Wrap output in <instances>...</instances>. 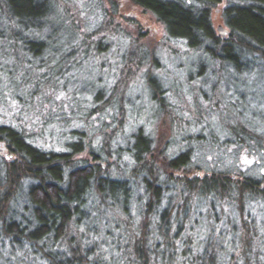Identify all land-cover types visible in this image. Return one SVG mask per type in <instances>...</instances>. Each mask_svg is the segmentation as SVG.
<instances>
[{
    "label": "trees",
    "instance_id": "16d2710c",
    "mask_svg": "<svg viewBox=\"0 0 264 264\" xmlns=\"http://www.w3.org/2000/svg\"><path fill=\"white\" fill-rule=\"evenodd\" d=\"M222 2L225 7L221 8ZM119 3L127 11L140 10L151 17L162 26L168 40L188 44L192 51L204 50L210 66L221 69L230 65L237 75L253 67L257 60L264 67V0H0V40L10 41L6 55L15 63L21 62L13 70L0 65V77L6 78L0 80V143L12 156H0V264H221L222 259L226 264H264V222L257 225L245 204L252 197L264 201V190L260 191L264 173L257 178L242 172L204 171L191 164L190 149L169 156L166 135L145 134L142 127L136 129L124 151V165L117 164L113 169L109 162L104 166L100 161L113 156L110 148L115 146L111 140H101L97 148L85 150L79 136L54 150L40 143L45 139L44 129L34 137L25 128V122L34 116L31 112L35 101L63 94L66 102L75 100L74 117L69 116L64 123L52 118L43 120L45 128L53 122L63 125V129L73 122L77 123L75 127L84 128L90 115L104 114L116 106L118 129L109 133V139L113 134L118 137L125 120L126 94L144 67L146 55V48L132 39L128 30H138L139 23H147L122 16ZM216 9L223 13L221 26L228 31L223 40L216 38L211 21ZM79 16L91 22V31L84 33L77 28L82 33L79 34L73 28ZM145 34L140 32L137 39ZM207 41L211 44L206 45ZM103 53L113 54L115 83L106 90L98 89L93 97L95 106L91 100L89 110L82 111L87 106L80 105L88 101L72 97L68 86L83 64L91 65ZM158 61L154 59V67H164ZM217 71L212 70L218 75ZM171 72L167 70L166 74ZM28 75L34 76L31 87L24 80ZM170 78L173 81L167 83ZM170 78H165V89L151 78L148 82L156 90L152 100H167L166 106L161 102V107L166 108L172 122L177 119L179 123L183 121L180 115L185 113L180 111L179 118L174 108L179 98L186 97L184 90L188 91V86L183 90L175 77ZM224 81L230 83V77ZM1 82L14 95L20 89L26 92L19 96V107L11 116L1 99ZM244 114L239 112L228 122L222 120L220 135L227 137L222 144L215 138L219 136H213L207 119L195 117L198 122H207L205 132L211 135L208 144L215 149L227 146L248 150L264 161V129L255 127L249 115ZM181 135L184 140L192 138ZM194 138L205 139L201 133ZM124 168H128L127 173ZM177 174L180 176L175 177ZM136 180H141L148 198L141 212L145 221L141 227L140 222L136 225L127 219L126 206L116 210L130 198ZM163 200L166 207L160 219H155L157 230L152 232L150 219ZM208 202V215L213 213L214 223L207 224L206 229L200 226L204 240L196 241L198 223H192V217L198 213L200 203ZM217 207L229 220L225 221V229ZM105 213L113 214L117 220L111 230L104 232L103 241L96 223L107 218ZM84 221L89 223L83 226ZM185 232L194 235L190 234L187 242L176 241V235Z\"/></svg>",
    "mask_w": 264,
    "mask_h": 264
},
{
    "label": "rangeland",
    "instance_id": "374dc122",
    "mask_svg": "<svg viewBox=\"0 0 264 264\" xmlns=\"http://www.w3.org/2000/svg\"><path fill=\"white\" fill-rule=\"evenodd\" d=\"M222 4L221 8L225 7V3L222 2ZM122 6L123 5H120L119 8L121 9ZM221 8L219 7V9ZM121 11L122 13L120 12V14H122V16L125 15L128 19L133 17L135 19L138 18L139 21L147 22L146 25H143L148 27L147 29L145 27H140L138 30H128L131 38L140 42V45L146 48V55H144V63H142L144 67L133 82L128 91V95L126 94V111L125 116L122 118V120H125L123 126L120 128V131H118V137L116 134H113L109 139V133L115 128L118 129L117 120L119 115L116 106H113L111 110L106 109L107 112L104 114L90 115L88 117L89 122H87V125H85L84 128H80V126L75 127V125H77L75 122H73L74 125L71 123V125L65 129L62 128L63 125H55L54 122L50 124L48 128H45L46 125L42 124L43 120L45 121L52 118L54 120H62L64 123V120L69 116L71 118L74 117L75 100L72 98V102H66L63 94H58L52 99L49 98L46 100L42 98L40 101H35V108L33 112H31L34 116L30 118L31 115H28V118L30 119L24 124L29 134H32L35 137L36 135L42 133L44 129V132H46V134H44L45 139L40 140V143L42 146L54 150H56L60 145L63 146L64 144L76 141L79 136L82 139L85 150H89L90 146L97 148L101 144V140H111L110 143L115 146V148H110L113 156L106 160L101 159L100 161L103 162L104 166L106 162H109L112 165L111 168L115 169L117 164L124 165L123 160L126 156L124 151L129 145V142H131V137L135 133L136 129L138 127H142L145 134L152 135L162 132L163 135H166V139L168 141L166 151L169 156L173 157L180 151L190 149L191 164L193 166L198 165L204 171H226L229 173L242 172L246 175H252L257 178L260 174L264 173V161L259 160L257 153L252 154V152L249 153L248 150L244 151L243 149L238 151L236 148L227 146H223L225 148L215 149L213 146L208 144L210 143L211 135L205 132L208 131V124L205 120H203L206 118L209 122L211 129L214 131L213 136H219L215 137L218 144L219 142L221 144L226 142L227 138L224 134L223 136L220 135L223 127L221 126L222 120L224 122H228L231 119L233 120L234 116L238 115L239 112H243V114L245 113V117L249 115V119H251L252 124L255 127L258 126L264 129V67L260 65L262 62L257 60L253 67L251 66L246 68L243 64L242 68H245L247 71L238 75L230 65H223L225 67L221 69L217 65L210 66V62L206 61L207 57L203 56L205 55L204 50L198 48L192 51L193 49L191 50L188 44L183 45L180 43L181 41L168 40L162 26L152 20L151 17L142 14L140 10L127 11L124 6V9L122 8ZM126 15H129V17ZM222 15L223 13L218 9L211 14L214 32L215 35H217L216 38L219 40L224 39H221L222 37L217 32L216 28V25H222ZM82 16L78 17L81 20L78 19V22L75 21L73 28H80L81 32L84 33L91 31L94 26L90 21V23L83 21ZM121 28H126V25H121ZM78 32L79 34H82L79 30ZM140 32L146 33L144 37L145 39H137ZM75 37V34H72V38L75 39ZM52 41L55 44V41ZM9 42L10 41L8 40H0V65L7 66L8 69L13 70L16 68L15 65H19L21 62L14 54L12 57L15 60H19L17 63L11 61L8 54L6 55ZM56 42L58 43L59 40H56ZM205 44L209 45L211 42L207 41ZM187 47L189 49H187ZM5 56H7V58H4ZM98 57L99 58H97L96 62L92 61L91 63L94 67L83 64L80 67L79 72L72 77L73 82L76 84H74L71 79L68 86L69 90L71 89L72 91V97H78V100L83 103L88 101L86 104L80 105L81 107L87 106L82 109V111L89 110L91 105L95 106L93 97L97 93L98 89L102 88L103 90H106L108 88L107 86L114 84L116 80V76L114 74L116 70H114L115 60L113 58V54L103 53ZM153 58H156L157 61L159 60L158 62L161 63L160 65H163L164 67L161 68L159 65L158 67H154ZM206 63L207 65H204ZM99 64L103 66H98ZM109 64H111V66H108ZM95 66H98L99 68H95ZM176 66L180 67L177 68ZM201 66L203 67L202 70L200 69ZM8 69L4 70L8 71ZM155 69L157 70L155 71ZM167 70H171L174 74L172 72L166 74ZM200 70L201 74H199ZM212 70L213 72L218 70V75L214 74L216 71L213 73ZM223 74H225L224 77ZM166 76L168 78L171 76L175 77L174 80L178 81L179 88L181 87L183 90L186 86H188V91H186L187 89L184 90L186 97L179 98V107L175 105L174 108L175 116L180 111L181 113H185L184 115H180L183 116V121L180 120L179 123L177 119H173L172 122L168 116V111H164L166 108L161 107L162 104L166 106V103H168L167 100H161L162 104L158 99L152 100V96L156 90L149 86L148 79H153L152 81H155L156 85H159V88L161 87L162 89H165ZM227 76L230 77V83H226L224 81ZM1 79L6 78L3 76L0 77V80ZM33 79L34 76L31 77L28 75V77L24 79L26 80V85L31 87ZM170 81H173V78L168 79L167 83ZM2 87L4 90L1 95V99L4 100L6 108L5 111H7V114L11 116L15 109L19 107V96H25L26 92L20 89L16 91L18 95H14V93L8 89L5 82L2 83ZM31 91L32 90L30 88V93ZM89 103L92 104L88 105ZM0 114L2 115L3 113L0 112ZM180 116L178 117L181 118ZM195 116H199V118L203 119H200V122H198V119H196ZM241 118H243L242 115L240 116V119ZM159 121H165L166 124H160L158 123ZM73 130H77L79 133L72 134ZM180 133H183L184 136L190 135L192 138L184 140ZM199 133H201L205 139L202 138L200 141L195 139L194 136ZM181 137L183 138V141ZM0 146L3 148L2 155L7 154V150L2 143H0ZM64 147L65 146H63V148ZM121 148L123 151L120 150ZM1 157L4 158L5 156ZM130 163L133 164V161H130ZM124 170L126 173L128 172V168H124ZM116 175L117 173H114V176ZM262 188L264 189V187L260 186V191H262ZM147 199V194L144 192L141 180H136L132 185L130 198L124 202V205L122 204L121 208L116 210L119 211L123 209V206H126L127 219L136 225L140 222L141 227V225L143 226V223L145 222L141 217V212ZM245 201L247 209L253 214L256 224L260 225L264 222V201H262L259 197H252V199ZM107 204L112 206V202L109 200H107ZM161 204L162 206H158L155 210V215L150 219V229L152 228V232L157 230L155 228L157 225L154 224V222L155 219H160V215L162 214L161 212L166 207V201L163 200ZM209 207H211L209 202L208 204L200 203V208L197 209L198 213H194L192 223H198L195 235L190 232L182 234L178 233L176 235L178 236L176 241L178 240L180 243L187 242L189 235L191 234L194 235L196 241L200 240V242H203V236L205 235H203V231H201L200 234V226L201 229H206L208 227L207 224L213 225L214 223V220L211 217L213 213L208 215L210 210L208 209ZM103 209L106 212V208ZM217 212L218 217H221V219L222 217L224 218L222 229H225L227 227L225 224L226 222L228 223L229 220L227 217L222 216L218 207ZM106 213L105 215L107 218L102 219L101 224L96 223V227H98L100 231V238L103 241L106 240L104 232L106 230H111L112 228L110 227L113 225V222L117 220L113 214ZM230 213L235 219L236 215L235 212H233V209H231ZM230 221L232 224L235 223L232 219ZM88 223L89 222L84 221L83 226H86ZM225 261V259H222L221 264H226ZM109 264H112V261H110Z\"/></svg>",
    "mask_w": 264,
    "mask_h": 264
},
{
    "label": "water",
    "instance_id": "95a60500",
    "mask_svg": "<svg viewBox=\"0 0 264 264\" xmlns=\"http://www.w3.org/2000/svg\"><path fill=\"white\" fill-rule=\"evenodd\" d=\"M217 32L219 33V35L223 38L228 34V31L222 27L221 25H218L217 27ZM3 152V148L0 146V154ZM7 158L11 159V155L6 156Z\"/></svg>",
    "mask_w": 264,
    "mask_h": 264
},
{
    "label": "flooded vegetation",
    "instance_id": "af4514ba",
    "mask_svg": "<svg viewBox=\"0 0 264 264\" xmlns=\"http://www.w3.org/2000/svg\"><path fill=\"white\" fill-rule=\"evenodd\" d=\"M126 16H128V17H129V15H126ZM131 17H132V16H131ZM131 17H130V18H131ZM132 19H135V18H133V17H132ZM136 20H138V21H139V19H138V18H136ZM139 24L141 25L140 27H145L146 29H147V27H148V26H144V25H146V24H144V23H143L144 25H143V24H141V23H139ZM216 26H217V25H216ZM177 176L179 177L180 175H178V174H177L175 177H177ZM187 178H188V177H187ZM260 186H261V187H264V184H261ZM263 190H264V189L262 188V191H263Z\"/></svg>",
    "mask_w": 264,
    "mask_h": 264
}]
</instances>
